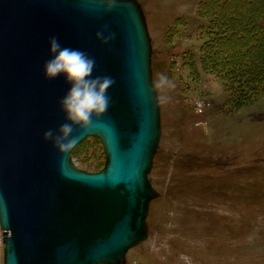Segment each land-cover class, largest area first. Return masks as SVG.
<instances>
[{
	"label": "water",
	"instance_id": "obj_1",
	"mask_svg": "<svg viewBox=\"0 0 264 264\" xmlns=\"http://www.w3.org/2000/svg\"><path fill=\"white\" fill-rule=\"evenodd\" d=\"M107 26L113 38L96 33ZM96 60L109 75L108 111L60 152L43 133L65 122L68 84L47 80L48 39ZM100 138L105 167L77 168L72 152ZM162 137L152 43L137 0H0V225L3 264H124L148 238L149 174Z\"/></svg>",
	"mask_w": 264,
	"mask_h": 264
},
{
	"label": "rangeland",
	"instance_id": "obj_2",
	"mask_svg": "<svg viewBox=\"0 0 264 264\" xmlns=\"http://www.w3.org/2000/svg\"><path fill=\"white\" fill-rule=\"evenodd\" d=\"M137 1L151 38L153 81L164 73L172 87L157 88L167 99H160L162 137L149 174L148 238L124 264H184L181 255L191 264H264V93L227 105L223 79L202 71L194 77L184 65L204 42L200 0ZM71 156L91 172L106 163L94 136Z\"/></svg>",
	"mask_w": 264,
	"mask_h": 264
},
{
	"label": "trees",
	"instance_id": "obj_3",
	"mask_svg": "<svg viewBox=\"0 0 264 264\" xmlns=\"http://www.w3.org/2000/svg\"><path fill=\"white\" fill-rule=\"evenodd\" d=\"M198 14L204 42L184 56L193 76L223 79L227 105L264 93V0H200Z\"/></svg>",
	"mask_w": 264,
	"mask_h": 264
},
{
	"label": "clouds",
	"instance_id": "obj_4",
	"mask_svg": "<svg viewBox=\"0 0 264 264\" xmlns=\"http://www.w3.org/2000/svg\"><path fill=\"white\" fill-rule=\"evenodd\" d=\"M114 2L109 0L110 7ZM106 31L107 26L96 33L97 39L105 44L113 38L111 33L104 35ZM48 54L49 58L43 64L44 78L55 80L63 76L68 88L58 102L65 122L55 130L45 131L43 138L58 151L68 152L78 142L75 130H86L93 117H100L108 111L111 102L109 89L115 81L109 75H94L97 67L95 58L78 48L63 46L56 36L48 39ZM156 87L162 91L172 87L166 74H157ZM160 99L163 102L167 97L161 96ZM179 259L184 264H191L190 257L186 255Z\"/></svg>",
	"mask_w": 264,
	"mask_h": 264
},
{
	"label": "built area",
	"instance_id": "obj_5",
	"mask_svg": "<svg viewBox=\"0 0 264 264\" xmlns=\"http://www.w3.org/2000/svg\"><path fill=\"white\" fill-rule=\"evenodd\" d=\"M5 230L0 225V248L4 247Z\"/></svg>",
	"mask_w": 264,
	"mask_h": 264
}]
</instances>
